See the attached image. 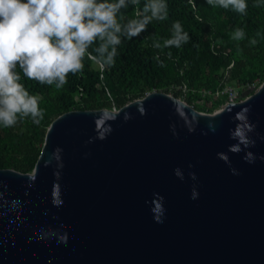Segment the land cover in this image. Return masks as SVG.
Returning a JSON list of instances; mask_svg holds the SVG:
<instances>
[{"label":"water","instance_id":"1","mask_svg":"<svg viewBox=\"0 0 264 264\" xmlns=\"http://www.w3.org/2000/svg\"><path fill=\"white\" fill-rule=\"evenodd\" d=\"M241 96L58 116L32 172L0 168V264H264V82Z\"/></svg>","mask_w":264,"mask_h":264},{"label":"trees","instance_id":"2","mask_svg":"<svg viewBox=\"0 0 264 264\" xmlns=\"http://www.w3.org/2000/svg\"><path fill=\"white\" fill-rule=\"evenodd\" d=\"M147 2L138 0L122 9L124 22L139 19ZM164 2L167 19L152 20L147 30L136 37H122L112 65L102 67L94 59L97 40L85 53L83 68L77 73L69 72L61 88L28 79L17 65L19 82L29 95L37 97L43 119L37 124L30 116L18 114L14 126L0 125V168L32 172L48 127L71 110L120 109L159 90L186 100L199 111L213 113L228 100L227 94H218L226 86L254 92L256 88L250 86L258 87L264 82V0H246V14L231 7H213L207 0ZM117 19L120 21L119 13ZM177 21L190 39L178 48L164 47ZM237 28L245 32V38L239 41L232 39ZM157 42L161 47H154Z\"/></svg>","mask_w":264,"mask_h":264},{"label":"clouds","instance_id":"3","mask_svg":"<svg viewBox=\"0 0 264 264\" xmlns=\"http://www.w3.org/2000/svg\"><path fill=\"white\" fill-rule=\"evenodd\" d=\"M129 3L135 5L138 0H117L115 3L109 0H0V125L14 126L18 114L30 116L37 124L43 119L37 97L29 95L19 82L17 65L28 79L61 88L69 72L77 73L83 68L82 59L97 40L99 45L94 48L97 54L94 59L102 67L110 66L122 37L131 39L146 31L152 20L167 19L164 0H148L139 19L124 22L121 10ZM207 3L224 9L231 7L240 14H246L248 7L246 0H207ZM244 38L243 29L237 28L232 33V39ZM189 39L177 21L173 25V36L164 41V47L178 48ZM154 47L161 45L157 42ZM237 119L243 121V114H238ZM232 138L245 146L249 143L244 125L236 128ZM230 150L240 151L238 146ZM245 160L252 162L250 154ZM175 174L183 179L179 169ZM190 175L196 178L195 173ZM196 196L194 191L192 198ZM158 222L163 223L159 219Z\"/></svg>","mask_w":264,"mask_h":264},{"label":"built area","instance_id":"4","mask_svg":"<svg viewBox=\"0 0 264 264\" xmlns=\"http://www.w3.org/2000/svg\"><path fill=\"white\" fill-rule=\"evenodd\" d=\"M254 87H256V86L255 85L250 86L251 89H254ZM219 93H221V94H227L228 100L225 103H231V102H236V101H240L241 100V99H239V92H237L235 90V87L233 85L226 86L222 91L218 92V94Z\"/></svg>","mask_w":264,"mask_h":264},{"label":"rangeland","instance_id":"5","mask_svg":"<svg viewBox=\"0 0 264 264\" xmlns=\"http://www.w3.org/2000/svg\"><path fill=\"white\" fill-rule=\"evenodd\" d=\"M260 86V85H259ZM258 86V87H259ZM235 87V86H234ZM254 88H256L257 89V87H254ZM235 90L237 91V92H242V90H243V88L242 87H237V89H236V87H235ZM240 94V93H239ZM242 94V93H241Z\"/></svg>","mask_w":264,"mask_h":264}]
</instances>
